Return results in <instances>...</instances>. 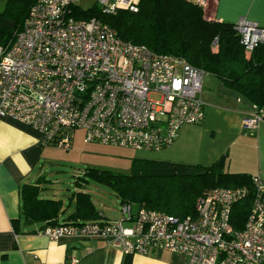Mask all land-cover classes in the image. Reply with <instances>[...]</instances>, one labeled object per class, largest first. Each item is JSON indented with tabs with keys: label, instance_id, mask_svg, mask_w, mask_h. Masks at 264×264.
Here are the masks:
<instances>
[{
	"label": "built area",
	"instance_id": "2783aa9c",
	"mask_svg": "<svg viewBox=\"0 0 264 264\" xmlns=\"http://www.w3.org/2000/svg\"><path fill=\"white\" fill-rule=\"evenodd\" d=\"M74 1L33 0L11 45L0 44V116L22 121L41 132L43 143L63 149L71 147L72 131L81 129L85 142L159 151L174 142L182 125L202 122L203 69L124 40L97 18H74ZM194 1L202 8L208 2ZM137 2L97 0L106 13L135 11ZM234 29L245 52L264 44V25L240 17ZM260 122L264 110L250 105L243 126ZM251 182V189L216 187L199 196L194 216L125 202L118 220L59 222L40 233L51 240L100 238L128 255L176 252L185 264H264V179L253 175ZM250 192L251 208L236 229L233 205Z\"/></svg>",
	"mask_w": 264,
	"mask_h": 264
},
{
	"label": "trees",
	"instance_id": "16d2710c",
	"mask_svg": "<svg viewBox=\"0 0 264 264\" xmlns=\"http://www.w3.org/2000/svg\"><path fill=\"white\" fill-rule=\"evenodd\" d=\"M32 2L6 1L0 10L2 46L11 45L22 29ZM70 13L76 19L97 18L111 26L120 38L144 44L154 53L184 57L192 65L215 75L225 89L241 100L255 105L258 111L264 110V44L246 53L234 24L207 20L203 8L194 0H138L135 11L118 8L113 13L104 12L97 2L86 9L72 4ZM226 164L225 154L209 165L135 157L131 173L97 168H89L85 173L90 180L107 185L121 203L183 218L194 216L197 198L213 188L246 185L251 189V175L227 172ZM75 194L78 208L88 204L94 212L83 214L78 210L74 222H78L77 217L83 221L95 219L91 195L82 191ZM20 196L27 221L42 219L45 225L59 223L61 200L39 197L38 186L29 183L22 185ZM251 203L250 192L233 205L231 222L236 229L243 227Z\"/></svg>",
	"mask_w": 264,
	"mask_h": 264
},
{
	"label": "crops",
	"instance_id": "0c3cea01",
	"mask_svg": "<svg viewBox=\"0 0 264 264\" xmlns=\"http://www.w3.org/2000/svg\"><path fill=\"white\" fill-rule=\"evenodd\" d=\"M6 1L0 0V9H3ZM96 2L75 0L73 4L86 9ZM203 11L207 20L234 24L240 17H246L264 25V0H208ZM205 100L202 122L182 125L174 142L162 149L166 150L168 161L201 164L199 161L204 160L196 151L189 152V147L193 145L184 137L194 130L215 127L216 118L220 117L222 140L207 150V161L212 159L213 163L225 154V171L258 175L264 179V122L252 129L243 126V118L250 112V105L244 100L235 103L226 94L220 95L222 104ZM48 154L49 145L43 143L41 132L16 118L0 116V264H52L64 262L69 256H75L78 264H185L184 256L176 252L151 250L146 255H128L116 244L100 238L64 236L51 240L42 235L40 230L46 221H27L22 212L20 188L23 184L37 185L41 198L61 200L58 222L75 221L78 210L83 214L94 212L88 204L78 208L75 192L88 193L86 188H82V183L78 190L68 196L67 201L54 196H40L42 165ZM201 165L209 164L202 162ZM91 201L96 218L86 221L119 219L110 217L103 208L98 209L92 196ZM77 218L76 221H83Z\"/></svg>",
	"mask_w": 264,
	"mask_h": 264
},
{
	"label": "rangeland",
	"instance_id": "374dc122",
	"mask_svg": "<svg viewBox=\"0 0 264 264\" xmlns=\"http://www.w3.org/2000/svg\"><path fill=\"white\" fill-rule=\"evenodd\" d=\"M222 94H226L236 103L237 96L233 92L225 89L215 75L205 73L203 92L201 93L202 101L205 102L207 99L222 104V101L219 100ZM216 120L218 121L215 123V127L194 130L184 137L187 142L193 145L189 147L191 149L189 152L196 151L201 156V160H204L199 161L201 164L202 162L203 164L211 163L212 159L207 161L205 157L206 152L222 140V122L220 117H217ZM83 135V130L75 129L72 133L73 142L69 149L60 148L52 143L48 144L49 154L42 165L40 196H54L67 201L68 196L78 190V186H81L77 185V182H81L84 184L82 188H86L91 194L98 209L103 208L113 219L120 218L121 201L119 197L107 185L90 180L85 172L89 168H97L119 173H131L132 161L136 155L143 158L168 160L165 155L166 150L138 151L96 141L85 142Z\"/></svg>",
	"mask_w": 264,
	"mask_h": 264
}]
</instances>
